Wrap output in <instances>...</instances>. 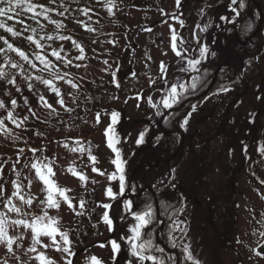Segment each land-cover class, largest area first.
I'll list each match as a JSON object with an SVG mask.
<instances>
[{
  "label": "trees",
  "instance_id": "trees-1",
  "mask_svg": "<svg viewBox=\"0 0 264 264\" xmlns=\"http://www.w3.org/2000/svg\"><path fill=\"white\" fill-rule=\"evenodd\" d=\"M124 1L126 4L123 6H133L138 0ZM207 1L210 0H198V4L204 6ZM30 3L36 6L34 12L27 11L24 6L15 8L9 14L12 19L7 16L0 17L5 24V28H0V101L4 104V107L0 108V121L13 122L16 118L19 119L25 110L34 104H40L41 97L46 99L50 93H54L42 82L45 80L43 78L45 72L49 69H44L37 55L46 56L52 61L53 67L50 68V72L54 73L55 70L59 72L56 74H62V76L66 73L64 82H68L71 77H69L68 67H74L75 64L83 65L73 61L88 60L86 47L92 46L94 41L99 40L97 44L100 46L98 48L94 46L93 51H100L101 46L107 53H110L108 48L112 46L120 48L118 53L111 52L113 58L110 57L107 60L110 63L117 64L121 55L141 60L139 53L136 54L135 50L120 42V39H125L131 30L138 32L141 28L136 25L139 28L134 30L129 26L131 19L126 16L127 13L123 12L122 0H30ZM182 5L186 6L184 0L179 1V6ZM259 7L264 10V0H237L235 9L239 16L235 14V18L238 29L229 30L230 46L227 56L225 54L227 41L223 37V42L219 43L222 44L219 45L220 47L223 46L222 50L215 52V56H212V52L209 51L206 59L201 60L200 71L197 72L196 77L199 76L203 83H198L194 93H191L189 89L191 94L186 95L182 100L183 102L192 96L196 101L171 113L161 128L158 124H150L144 119L135 122L131 118L128 120L124 118L122 122L121 117L119 124L113 128V137L117 141L116 147L121 151V158L126 161V189L133 180L135 194L140 193L147 185H150L153 191L146 190L139 197L128 198L126 195H117L114 204L109 208L115 226L112 236H109L106 241L115 239L121 248L112 264H129V262L142 264L137 257L131 255L128 238L132 235L130 229L138 223L133 213L146 211L149 206L154 220L142 229V241L151 238L155 245L163 248L158 240L160 238L171 249L179 251L180 264H191L184 259L185 253L182 251L184 246H190L194 259L199 260L200 264L244 263L241 252L237 248V241L241 238L238 179L244 167L250 166L248 164L250 159L253 163H257L264 158V152H261V148H264V28L254 34L260 23ZM45 9L49 11L45 12ZM97 16L112 19L114 24L109 26L108 33L103 34L99 24L93 26L95 18L97 21L101 20ZM125 16L128 17L127 21L124 19ZM182 16L188 19L195 14L183 11ZM9 27L19 34L9 33L6 30ZM114 33L116 36H113ZM61 36L70 39L62 40L59 38ZM29 37L32 39H28ZM250 37L252 38L249 40ZM87 38H90V41H84ZM9 45L12 46L11 49ZM81 47L83 52L80 51ZM14 49L23 51L28 59H23ZM54 50L59 52L63 59L57 60L52 55ZM76 52L79 54L77 55ZM79 56L84 58L76 59ZM227 57L229 62L222 67L216 86L210 93V95L217 93V104H225L226 109L227 107L231 109V114L226 116L224 122L222 118L226 110L218 106V110L210 111L215 116L214 122L220 124L218 134L224 137L222 157L219 158L218 155L213 161L220 166L219 173L214 171L217 172L223 184L219 187L212 185L213 183L209 184L211 182H208L206 178L207 163L204 157L206 155L204 144L208 141L201 138L193 146L191 144L192 147L187 145L190 150L185 153L186 160L182 162L180 161L182 154L177 155L170 163H167V160L172 158L181 147L183 139L180 131L186 132L193 127L191 119L195 116L197 109L191 113L188 124L181 127L184 118L191 111V106L196 105L205 109L203 102L206 98L200 101L197 97L212 83L216 69L225 62ZM251 62L261 67L259 74L253 67L250 68ZM66 67L67 69L63 70ZM74 74L83 76L79 71ZM38 77L40 79H37ZM157 82L164 85L162 78ZM53 84L55 86V83ZM169 84H171L170 80ZM220 88L230 90L219 91ZM13 99L16 101L15 105L11 103ZM201 114V116L204 115V113ZM9 116L12 119H9ZM202 123L196 130L200 136H203L205 132L201 130L204 129V123ZM141 134H143V142L138 144ZM129 153L131 154L128 157ZM159 161H161L160 167L151 166ZM163 164L165 169L159 176L158 170ZM135 170L136 175L133 177ZM129 199L133 201L130 210L124 205V202ZM181 208L182 212L173 216V212ZM176 218L184 222L182 227L186 226L187 231L186 234L174 231L170 236L172 221ZM163 219L165 226L158 236ZM172 236L177 238L178 247L172 246ZM103 243V240L95 242L98 245ZM260 245L264 251V239L259 243ZM229 252L237 254L238 259L232 263H225V255ZM156 255L161 254L156 253ZM163 256L166 259L172 258L168 264H176V259L165 249ZM143 264H152V262L146 261Z\"/></svg>",
  "mask_w": 264,
  "mask_h": 264
},
{
  "label": "rangeland",
  "instance_id": "rangeland-1",
  "mask_svg": "<svg viewBox=\"0 0 264 264\" xmlns=\"http://www.w3.org/2000/svg\"><path fill=\"white\" fill-rule=\"evenodd\" d=\"M214 1L222 3V0ZM126 16L124 17L125 21L128 20ZM130 17L132 18L129 22L131 27H133L136 21L144 18L141 13L134 14V16L130 13ZM99 19L101 20L97 21L95 18L93 26L99 24L103 30V34L108 33L110 31L109 26L113 23L112 19L105 18L104 16L99 17ZM136 24L140 25L141 23ZM222 26L223 24L221 23L216 25L211 24L209 36L206 37L209 44L210 42L215 43L213 39H216V42H218ZM162 32L164 31L162 30ZM180 32L181 27L179 25H172L166 29V36L168 39H172L173 35H179ZM136 38L137 43H131L133 46L138 45L136 54L142 50L141 47L146 42L152 49V53L156 59L162 58L161 53L154 50L155 40L152 34L139 33ZM84 41H90V38L84 39ZM98 42L100 41H94L92 46L88 45L86 47L88 50V60L83 62L73 61L74 63L83 64L79 66L81 67L80 69H76L79 64H75V67H68L69 73L79 71V73L82 72L83 74L81 77L82 85L80 87L73 86L76 82L75 77H79L77 74L72 75L74 84L68 89V93H64L62 96L64 101L62 108H66L68 105L69 108H76L77 112L75 110L72 112V114L76 112L74 118H62L63 111L59 110V105L61 106V104L58 103V100H55L54 104H50L53 106L51 108L45 106V104H34L24 111L20 119L16 118L13 122L4 121L6 125H0V186H2L0 187V219L3 220L5 231L4 238L0 239V264H41L38 259L41 253L51 261V264H68L69 261L72 264L75 249L79 250L93 243L98 238L105 236V234H98L92 231L89 232L88 237L86 235L83 239L79 236L80 230L78 229L74 231L70 238V232L75 226L80 227L83 225L84 220H88L89 213H84V210L79 206L84 194L86 196L83 208L87 206L88 208H94L99 206L98 204H103L102 200L106 199V192L102 188V185L105 182H110L108 177L111 179V175L115 171L113 165L107 160L108 149L102 135V131L109 126V117L105 118L99 130L93 133V139H91L92 137L89 138L90 143L88 145L68 141H61L60 143L49 139L50 137H54L53 139L60 138L59 136H64L65 132L72 133L77 131V133H80L83 131L82 129L91 132L94 128H98L97 111L108 107L109 103L116 107L122 106L123 96L135 92L142 83L143 79L121 78L123 75V72H121V90L115 93L108 92L112 84L108 74L111 63L107 60L110 59L111 52L113 54L118 53L120 48L112 46L108 48L110 53H107L103 46H101L100 51H93L94 46L97 48L100 46L97 44ZM170 45L172 46L171 41ZM76 54L78 55L79 52H76ZM128 65L129 62L124 64L123 68L126 69ZM135 67L141 73V61L137 62ZM66 69L67 67L63 70ZM56 73L59 72L54 70L53 73L49 69L45 73V76ZM83 106H86L90 110L88 114L80 111ZM132 106H128L127 108L130 115L136 113L131 108ZM209 137H205L208 142ZM193 138L195 143L201 139L196 130ZM210 141L211 143L206 145L207 154L205 155L208 161H212V163L207 162L209 164V178L207 177V179L208 182L211 180L209 184L213 183L212 185L220 187L221 185L223 186L217 174L220 171V166L214 164L213 161L218 155L219 158L222 157L223 139L215 137ZM28 145L38 149V151L32 152L30 149L25 151L24 148ZM81 148L84 150L81 151ZM94 151L96 154H94ZM92 155L96 157V165L100 169V173L95 175H93V169L89 161ZM184 159L186 160V158ZM44 163H49V166L52 168V173L48 176L52 184L57 188L68 190L66 195L72 201L71 207L55 191L51 194L53 199L57 201L58 206H49L47 201L49 195L47 186L44 185L37 174V169L32 167L33 164H36L41 167L42 171H45L43 169ZM257 164L262 169H260L258 177L254 176L252 178L249 168H245L238 181L239 197L241 199L240 217L244 237L239 247L246 262H251V256L257 251L255 248L253 250L250 243L247 242L249 239H252V237L248 239L250 229L254 235L257 232V226L260 225V220L264 218V185L252 182V179L259 182L264 181V159L260 160ZM164 169L165 164L158 170L159 176ZM78 174L84 175L87 180H81ZM17 185H19V188H17ZM17 192L19 196L14 195ZM20 197H23V199H20ZM9 200H11V204L8 203ZM28 200H31L30 204L26 202ZM13 205L19 207L27 215L21 217L19 213L13 212L11 210ZM42 216L44 219L38 220ZM18 219L27 220L29 226L14 224V221ZM253 220L254 226L252 225ZM35 226H39L42 230V234L39 237H37ZM46 226L57 228L55 243L52 237L43 234ZM87 228L91 227L88 226ZM62 233H67L69 240H72L74 243L71 242L65 245ZM263 234L264 231L261 229L256 242L261 240ZM8 237L12 238L11 245L7 242ZM254 237L256 238L257 236ZM73 244L75 249L73 248ZM65 247L70 249L72 255L63 251ZM93 257L101 258V264H108L112 255L107 246L105 248L97 246L92 250H88L85 254L79 255L76 259V264H93ZM237 257L234 252H229L225 255L224 261L225 263H232L237 260ZM260 258V261L263 263L264 258Z\"/></svg>",
  "mask_w": 264,
  "mask_h": 264
},
{
  "label": "snow or ice",
  "instance_id": "snow-or-ice-1",
  "mask_svg": "<svg viewBox=\"0 0 264 264\" xmlns=\"http://www.w3.org/2000/svg\"><path fill=\"white\" fill-rule=\"evenodd\" d=\"M237 0H231V3L234 5L236 4ZM26 6L27 11L30 12H34L35 10V5L30 3V0H0V17H5L7 16L9 19H12V16L9 15L10 13H12L14 11L15 8H22ZM45 12L49 11L48 9L44 10ZM232 11L239 16V13L236 11L235 8L232 9ZM222 20L228 21L229 18L228 17H221ZM0 28H5V24L3 23L2 20H0ZM9 33H11L12 35H18L19 33L15 32L13 30V28H7L6 29ZM206 30V28H205ZM51 39V37H49ZM60 39H70L69 37H59ZM28 39H32V37H29ZM173 41H175L177 39V37L175 35H173L172 37ZM5 43H7V41H5ZM38 43V42H37ZM9 48L11 49L12 46L9 45ZM173 48L175 49V43L173 44ZM14 51H16L23 59L27 60L28 57L26 56V54L21 51L20 49H14ZM80 51L83 52V48H80ZM209 49L207 47V45H204L201 47L200 49V56L197 59H188L187 61V67H185L184 69H182L181 71L183 72H190V71H196L199 72V65L201 64V60L206 59L207 53H208ZM178 55L180 54L179 52L177 53ZM52 55L56 57L57 60H61L63 59L59 52L57 51H53ZM212 56H215V52L211 53ZM84 57L83 56H79L76 59L78 60H82ZM37 59L40 60V62L43 64L44 69H50L53 67L52 61H50L46 56H41V55H37ZM68 63H71V61H68ZM14 67L16 65H13ZM80 65H77V67H79ZM33 67H35V65H33ZM162 71L166 72V69L162 67L161 69ZM67 74L65 73L64 76H66ZM204 75V74H202ZM64 76H60L58 74H54V78H59V79H64ZM37 79H40L39 77ZM46 86H48L49 88L52 89L53 92H55L58 96H61L60 91L58 88H56L53 84V80L52 79H48V80H43L42 81ZM69 84L72 83L71 80L68 81ZM165 83H167V81H165ZM178 83V87L177 85H173L170 90H165V98L163 99V107L166 109H172L174 106L179 105L182 100L186 97V95L194 93L197 89V85L198 83L202 84L203 80H201V78L199 76L197 77H192V83L189 85H185L184 83H180L179 81ZM75 86V85H73ZM118 86V84H117ZM31 87V85H30ZM189 89H191V93L189 92ZM230 89L227 88H222L219 91H229ZM41 99L43 100L44 98L41 97ZM138 99H143L142 97H138ZM149 102H151V98L149 97ZM11 103L13 105L16 104V101L13 99L11 101ZM58 103L61 104V106H63L64 101L63 98L61 96V98L58 100ZM45 106L47 107H51L50 104H47V101H45ZM4 104L2 101H0V108H3ZM196 111V105H192L191 106V111L187 114V116L184 118L181 127H185L188 124V120L191 116V113ZM120 113L118 112H112L111 113V118L113 121V124H115L118 120ZM9 119H12L11 116L8 117ZM0 125H3V121H0ZM112 132V128L108 129V137H107V143H108V147L112 149V151L115 153V159L112 160L111 162L115 165L116 171L112 173V179H118L119 180V192L116 193L113 191V189L111 187H109L107 189V196L109 198H116L117 195L119 196H123L125 194L126 191V176H125V167H126V161H124L121 158V151L119 148L116 147V139L110 134ZM143 142V134L140 135V137L138 138L137 143H142ZM84 149L81 148V151H83ZM35 151V150H33ZM261 152H264V148H261ZM46 160V158H45ZM90 160L93 162V165H95L96 163V157L94 156H90ZM32 167L37 169V174L39 175L40 179L43 181L44 185L47 186V191L49 192V195L47 197V201L49 203L50 207H56L58 206L57 201L55 199H53L52 196V192L55 191L59 196L63 197V199L65 201L68 202L69 206H72V201L69 199V197L66 195V192L68 191L67 189H62V188H57L55 187L52 182L49 180L48 176L52 173V168L49 166V163H44L43 164V169L45 171L41 170V167L37 166L36 164H33ZM94 171H99L98 169H96L95 167L93 168ZM79 178L81 180L86 181L87 178L82 175V174H78ZM2 187V186H0ZM17 188H19V185H17ZM14 195L19 196V193H14ZM20 199H23V197H20ZM27 203H31V200L26 201ZM8 203H12L11 200L8 201ZM125 208L126 209H131L132 205H133V201L131 199L126 200L124 202ZM84 207V201L81 200L80 202V208L83 209ZM103 207L105 209L110 208V205H103ZM13 212L19 213L21 217H24L27 215V213H24L21 211V209L19 207H16L15 205H13L12 209ZM182 208L181 209H177L175 210V212H173V216H176L177 213L182 212ZM46 216V213H45ZM134 219L138 222L136 223V225L134 227H132L130 229L132 235L131 237L128 238V243L130 244V249H131V255L134 257H137L139 259V261L142 262H152V264H168V261H170L172 258L168 257L167 259L163 256L164 253V249L158 245H155L152 241L151 238H148L147 240H143L142 241V229H144L146 226L150 225L153 220H154V216L152 214L151 211V207L149 206L148 210L143 211V212H137V213H133ZM44 217H39L38 220H43ZM104 221L106 223H108L110 226L113 224V221L109 218V216L107 214L104 215ZM14 224L17 225H22V226H29V223L27 220L25 219H18L16 221H14ZM184 222L182 220H179L178 218L174 219L172 221V228L170 230L169 235L171 236L172 232L174 231H179L182 234H186V226H183ZM35 231L37 234V237H39L42 234V230L39 226H35ZM43 234L50 236L53 238V242L55 243V236L57 234V228L55 227H45V229L43 230ZM61 235H63L64 238V244L68 245L71 243V241L68 238V234L67 233H62ZM5 236V231H4V226H3V220L0 219V239H3ZM123 239V237H122ZM176 237L172 236V246L173 247H178V245L176 244ZM8 244L11 245L12 243V238L8 237ZM37 242H39V240H37ZM111 243V247L113 249V253H114V257L117 256L121 250L120 248V244L117 243V241L115 239L110 241ZM103 246V245H102ZM63 251L68 252L69 255H72L70 249L68 247H65L63 249ZM182 251L185 253L184 259L185 261H190L191 264H200L199 260L194 259L191 250H190V246H184ZM156 253H160V256H157ZM38 259L40 260L41 264H51V261H49L47 259V257L41 253L40 256L38 257ZM93 261L94 264H100V262L97 260V258L93 257ZM68 264H71V261L68 262ZM129 264H131V262H129Z\"/></svg>",
  "mask_w": 264,
  "mask_h": 264
}]
</instances>
